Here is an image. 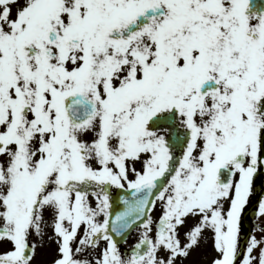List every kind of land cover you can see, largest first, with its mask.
Segmentation results:
<instances>
[{
    "label": "snow or ice",
    "instance_id": "1",
    "mask_svg": "<svg viewBox=\"0 0 264 264\" xmlns=\"http://www.w3.org/2000/svg\"><path fill=\"white\" fill-rule=\"evenodd\" d=\"M42 255L264 264V0H0V264Z\"/></svg>",
    "mask_w": 264,
    "mask_h": 264
},
{
    "label": "rangeland",
    "instance_id": "2",
    "mask_svg": "<svg viewBox=\"0 0 264 264\" xmlns=\"http://www.w3.org/2000/svg\"><path fill=\"white\" fill-rule=\"evenodd\" d=\"M133 240H134V234L133 236L129 237V243H132ZM122 247H126V245H122ZM53 248H54V245H53ZM50 259H51V256H44V255L39 256L37 258V264H48V261H50ZM193 259L198 260L199 257L196 254H194ZM204 264H207V261H205Z\"/></svg>",
    "mask_w": 264,
    "mask_h": 264
}]
</instances>
